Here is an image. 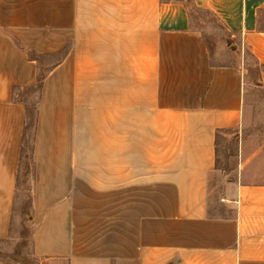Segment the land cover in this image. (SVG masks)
Segmentation results:
<instances>
[{
    "label": "crops",
    "instance_id": "crops-1",
    "mask_svg": "<svg viewBox=\"0 0 264 264\" xmlns=\"http://www.w3.org/2000/svg\"><path fill=\"white\" fill-rule=\"evenodd\" d=\"M264 89V0H193ZM239 53V54H240ZM33 255L66 264H264L259 154L217 169L250 117L242 67L218 65L185 0H0V240L13 226L36 56ZM246 148H243V153ZM22 155V156H21Z\"/></svg>",
    "mask_w": 264,
    "mask_h": 264
},
{
    "label": "rangeland",
    "instance_id": "rangeland-1",
    "mask_svg": "<svg viewBox=\"0 0 264 264\" xmlns=\"http://www.w3.org/2000/svg\"><path fill=\"white\" fill-rule=\"evenodd\" d=\"M190 17V28L207 46L213 60L222 66H240L245 69L247 93H249V120L242 128L221 135L217 140V169L223 176L239 172L244 160L253 154L261 161L264 176V89L257 87V67L247 56L244 66L238 53L236 39L229 36L223 23L214 12L195 6L193 0H185ZM43 70L60 60V56H36ZM43 72V71H42ZM36 88L27 90L22 99L29 111L28 130L21 159L18 191L13 212V226L8 238L0 242V264H66L65 260H39L33 255L31 220V185L33 176L32 138L34 117L38 102ZM243 148L246 151L243 153Z\"/></svg>",
    "mask_w": 264,
    "mask_h": 264
},
{
    "label": "trees",
    "instance_id": "trees-1",
    "mask_svg": "<svg viewBox=\"0 0 264 264\" xmlns=\"http://www.w3.org/2000/svg\"><path fill=\"white\" fill-rule=\"evenodd\" d=\"M43 71V72H42ZM47 72H49V69H45V70H43V68H39V78L37 79V84H35L34 86H31V87H26L23 91H22V95H24L25 94V92L27 91V90H32V89H34V88H36L37 89V91H38V94H39V91H40V87H39V84H40V82H42V80H43V78H44V76H45V74H47ZM38 100H39V96H38ZM38 103V102H37ZM26 115H25V136H24V138L26 137V134H27V130H28V127H29V125H28V121H29V119H30V116H29V111H28V109H27V107H26ZM36 112H37V108H36V110H35ZM36 112H35V117H34V130H35V121H36ZM34 133V132H33ZM23 151H24V149H22V152L21 153H23ZM22 156V155H21ZM6 239H3V240H0V242H3V241H5Z\"/></svg>",
    "mask_w": 264,
    "mask_h": 264
}]
</instances>
